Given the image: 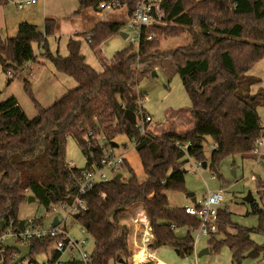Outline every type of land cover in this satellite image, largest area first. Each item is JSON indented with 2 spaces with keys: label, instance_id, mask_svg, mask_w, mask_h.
<instances>
[{
  "label": "trees",
  "instance_id": "trees-1",
  "mask_svg": "<svg viewBox=\"0 0 264 264\" xmlns=\"http://www.w3.org/2000/svg\"><path fill=\"white\" fill-rule=\"evenodd\" d=\"M9 1L0 0V5ZM108 1L111 0H77L75 13L95 10L100 2ZM118 1L126 4L125 12L130 16L138 0ZM160 4L162 23L141 28L136 51L124 47L114 53L112 60L98 53L103 41L121 31L120 21H96L83 34L103 67L100 71L86 63L78 39L67 40L65 56L49 52L46 36L53 35L57 28L53 18L44 20L42 31L23 21L18 23L14 36L3 40L0 35L3 72L15 74L25 62L34 60L31 44L36 42L54 69L76 82L73 89L47 107L31 97L37 110L32 119L26 117L14 96L0 101V233L10 220L13 228L19 226V207L26 200L27 190L46 211L51 204L69 199L81 168L65 166L67 137L76 140L87 156L84 166H89L93 160L98 162L99 139L110 146L117 136L124 135L134 143L145 178L139 181L124 161L129 177L114 176L86 193V210L75 214L73 220L93 241L90 260L67 264H108L119 259L120 264H131L127 259L136 250L129 249L127 227L121 220L139 206L148 219L149 249L170 246L180 256L193 252L192 232L199 221L186 214L183 206L171 205L166 192L186 191L184 164L189 158L199 164L205 160L206 137L213 141L208 162L213 176H218V165L226 156L253 157L249 148L262 131L256 109L264 106V89L258 88L251 94L250 86L259 78L246 72L264 58V0H161ZM183 31L189 37L186 44L159 52L160 36ZM169 65L172 75H178L190 104L170 111L155 131L147 128L141 135L125 111L131 110L136 116L142 98L136 89L139 78L155 66L169 84ZM140 67L144 72L141 77ZM24 90L31 95L26 80ZM140 110L145 114L142 107ZM177 112L183 115L182 119H177ZM184 124L188 127L178 129ZM182 144H186L184 150L179 147ZM257 184L264 186V179L258 178ZM249 214L257 219L250 228L232 223L228 209L219 208L216 220L222 236L208 237L210 249L217 252L227 246L232 263H239L244 257L257 259L264 251V241L258 244L250 234L264 237V209L253 205ZM41 222L39 219L36 223ZM231 224L235 225L233 233L226 230ZM182 227L186 232L179 237L174 229ZM50 242V238L27 240L28 263L40 264L35 257L46 254ZM17 254L5 248L0 255L2 264H9ZM57 256L52 251L50 261Z\"/></svg>",
  "mask_w": 264,
  "mask_h": 264
},
{
  "label": "rangeland",
  "instance_id": "rangeland-1",
  "mask_svg": "<svg viewBox=\"0 0 264 264\" xmlns=\"http://www.w3.org/2000/svg\"><path fill=\"white\" fill-rule=\"evenodd\" d=\"M15 1L24 2L26 0L10 1V4L12 3L13 6L19 10L17 11L18 13H25L29 10V8H31L32 10L44 9L50 13L49 15H56L60 21L59 28L60 33L62 34L61 37H63V34L66 33L68 28L72 26L74 27L76 24H78L79 20L81 24L79 27L82 28H88V25L93 23L96 19L106 21H120L123 23L121 31L126 33V37L121 35V31L120 33L111 36L110 38L106 39L104 43L100 44V50L98 53L102 56L104 55L105 58L110 59L116 51L124 47L130 46L132 51L137 50L138 40L135 37V33L126 29L129 19L126 15L125 9H116L109 12L106 10L95 11L94 9H87L82 13H75L74 10L77 8L78 4L77 0H36L37 2L35 4L24 5L22 8H17L14 4ZM25 15L27 16L28 14L26 13ZM81 20L86 23L81 22ZM41 21L42 20L40 18L39 23ZM188 40V34L184 31L174 36H160L158 50L159 52H165L169 49L176 48L179 45L186 44ZM82 46L84 49L83 52L87 55L86 60L88 63H90V65H92L94 68L98 69L100 65L97 63V59L93 57L96 52L89 48L85 40L83 41ZM89 51L93 54L92 56H88L90 53ZM38 55H42V53ZM29 65L15 74L12 73L13 76L10 78L12 79L10 85L5 81L4 85H2L0 88V101L8 96H15L26 117L28 119H32L36 116L37 110L31 97H33L42 107H47L56 99L61 97V95H63L59 94L63 93L61 92L62 90H60L63 88L61 82L57 83L55 79H51L49 77L50 75L46 65L32 63L30 70ZM167 69L169 74L172 75V66H167ZM151 71H154L155 74L157 71L158 72L155 76H151ZM151 71H147L142 78H139L140 83L138 84V90H140L142 93L141 105L144 111L152 115L151 122L147 125V128L155 131L159 124L163 121L164 113L168 115V111L171 109L187 108L189 106V100L177 74H173L170 78L169 84H167L166 76L163 72H161L159 67L155 66ZM143 74V69L140 67L138 74L139 77H141ZM259 75L263 78V83L261 86L264 88V72L260 71ZM25 80L30 82L31 95L24 90ZM257 112L259 115L260 126L264 127V106H259L257 108ZM177 116V119L183 118V115L181 113L179 114L178 112ZM181 123L183 124L184 122ZM187 127L188 126L185 124L179 125L178 129H185ZM114 141L117 143V147L113 148L114 151L116 153L122 154V156L127 159V164H129V166L133 169L137 179L142 181L145 178V174L142 170L137 152L134 149L133 142L124 135L117 136ZM212 146L213 141L210 137H206V140L203 143V153L205 156L204 161L207 162V164L204 168L191 158H189L184 164V168L186 169V172L184 173V185L186 188L185 192L189 191L194 193L196 202H198L207 196L208 190L221 191L223 195L222 202L226 203L229 210L234 213V217L236 219L234 220L237 223L239 222L240 224L247 227H254L257 223L256 216L252 214H246V212L250 211L251 204L245 202L242 197L248 191H250L253 196L254 203L264 209V186H259L260 188L257 191L258 178L261 180L264 179V168L262 163L261 167L263 169L257 167L253 168V164L250 161L241 158L239 154L229 155L220 161L217 169L218 176H213L210 168L208 167ZM65 160L72 161L75 167L78 168H81L85 165V156L78 146L76 140L71 136L67 137ZM119 173H121V177L123 179L129 177V174L125 170L124 166L121 168ZM185 192L168 191L167 195L170 203H172L173 206H176L178 203H180V200H184ZM26 193L27 196H33L28 190ZM27 196L26 200L19 207L18 219H35L39 216H42L44 218L42 223L44 227H47L50 222V218L53 215L47 213L44 205L41 204L34 196V199L31 201L27 200ZM224 207L227 209L226 205ZM139 211V208L135 209L137 215ZM121 222L127 226V230H130L132 223L130 222V218H128V212ZM142 222L135 221L136 224ZM65 228L74 238H86L84 249L88 252L92 250L93 241L91 237L80 231L81 226L75 222L72 217L66 218ZM185 232L186 229L176 230L175 234L179 237H182ZM221 236V234H218L215 236V238H221ZM192 237L194 240V248L190 255L180 256L172 248L168 246H161L156 249V258L166 264H264V251L258 256L259 258L257 260L251 257H244L239 263H232L230 251L227 246L220 247L217 252L209 249L208 253L197 256L201 249L208 248V236L201 235L195 230L192 232ZM251 237L258 244L264 241L263 235L259 233H253ZM129 243L132 244L130 241ZM133 255L129 257L127 261L129 263L133 262V264H135L133 261ZM41 256V254H38L35 257L39 263L43 260ZM75 256H78V254ZM68 257V254H63L61 260L66 261ZM19 264L30 263H28V259L25 258ZM108 264L111 263L109 262ZM114 264L120 263L116 262Z\"/></svg>",
  "mask_w": 264,
  "mask_h": 264
},
{
  "label": "built area",
  "instance_id": "built-area-1",
  "mask_svg": "<svg viewBox=\"0 0 264 264\" xmlns=\"http://www.w3.org/2000/svg\"><path fill=\"white\" fill-rule=\"evenodd\" d=\"M34 2L35 0H26L24 2L17 1L15 5L17 8H22L24 5ZM160 2L161 0H138L135 3L132 14L128 16L129 21L126 29L134 32L137 40H139L140 30L143 26L162 23L163 10ZM125 7L126 4L124 2L111 0L108 2H100L97 8L109 12L116 9H125ZM150 37L149 35L146 38ZM87 40L89 39L87 38ZM6 74L10 75L11 73L7 71ZM140 108L135 116V126L138 129V133L142 135L147 132V125L151 122L152 118L150 115L142 113ZM96 143L101 149L98 162L93 160L90 162L89 166L81 167L78 176L75 177L73 193H71V195L69 194L68 200L59 201L49 206L46 212L53 216L50 218L48 226L44 227L42 222L41 224L36 223L37 220L44 219L42 216L35 219L28 218L26 220H20L17 228H13V221L10 220L0 233V255L5 249V247L2 246V241L4 240L26 244L27 240L30 238H37L40 241L50 238L51 242L40 264H67V262L76 260L83 263L89 262L90 252L84 249L86 238L77 239L70 235L65 228L66 218H73L75 214L85 211L87 205L84 196L86 193L97 183L107 182L112 179L124 166V157L116 153L113 147L109 145L105 146L102 139H99ZM179 147L181 150H184L186 144H182ZM249 152L259 160V162L261 161L260 163L264 164V130L254 139L249 148ZM84 156L86 160L87 156L85 154ZM65 166L68 169L75 167L72 161H66ZM221 200L222 194L220 191H208L207 196L201 201L183 206L186 214L195 217L199 221V225L195 229L199 234L211 237L218 233L216 214ZM54 217H56L57 220L55 224H52ZM135 227L141 228V244L134 253L145 248L148 252H152L153 256L147 253V258L144 263L151 262L152 264H158V262H161L154 257V252L148 249V244L151 239L149 225L139 224V226L137 225ZM80 231L88 235L82 227ZM52 251L57 252L58 256L53 261H50V253ZM63 254L69 255L66 261L61 260ZM76 254H78V256H75ZM2 260L3 257L0 259V264H2ZM131 263L133 264V262ZM144 263L142 262L139 264Z\"/></svg>",
  "mask_w": 264,
  "mask_h": 264
},
{
  "label": "crops",
  "instance_id": "crops-1",
  "mask_svg": "<svg viewBox=\"0 0 264 264\" xmlns=\"http://www.w3.org/2000/svg\"><path fill=\"white\" fill-rule=\"evenodd\" d=\"M15 2H17V1H15ZM15 2H14V4H15ZM37 1L35 0V2L34 3H32V4H35ZM31 4V5H32ZM9 5H11V6H9ZM76 10V9H75ZM75 10H74V12H75ZM17 11H19V10H17L14 6H13V4L11 3L10 4V1L8 2V3H6V4H4V5H0V35H1V38L4 40V39H6L7 37H12V36H14L15 35V33H16V30H17V25H18V23H20V22H23V21H25V22H28V23H31V24H33V25H35L37 28H38V30L39 31H42L43 30V24H44V20L46 19V18H53L54 20H55V22H56V24H57V28H56V31H55V33L53 34V35H50V36H46V40H47V46H48V49H49V52H51L52 54H59V55H61V56H65L66 54H67V49H66V42H67V40L69 39V38H74V39H78L79 41H80V52H81V54H83V56L85 57V61H86V63L87 64H89L90 65V63H88V61L86 60V54L83 52V46H82V43H83V39H84V37H83V34L85 33V32H87V31H89L90 30V28L92 27V25L96 22V21H99L100 19H96L93 23H90V25H88V28H82V27H79V26H81V24H80V20L78 21V24H76L74 27L72 26V27H70V28H68L67 29V31H66V33L65 34H63V37H61V33H60V21H59V19H58V17L56 16V15H54V14H52V15H49L50 13H48L47 12V10H44V9H38V10H32L31 8H29V10L27 11V12H25V13H23V12H17ZM95 11H101V10H99L98 8L97 9H95ZM28 14L27 16L25 15V14ZM56 14V13H55ZM40 18H41V22L39 23V21H40ZM93 20H94V17H93ZM81 22H83L82 20H81ZM83 23H86V22H83ZM36 28V29H37ZM13 32H14V34H13ZM10 34H12V35H10ZM102 43H104V41L102 42ZM101 43V44H102ZM32 48H33V51H34V54H35V58H34V60H31V61H27V62H25L24 64H23V66L20 68V70H18V71H21V70H23L24 68H26L27 67V65H29V70H30V67H31V65H32V63H36V64H41V65H46L47 66V69H48V71H49V77L51 78V79H55V81H57V83L58 82H61L62 84V88L63 89H60V90H62L61 92H63V93H59L60 95L61 94H64V93H66L68 90H71V89H73L75 86H76V82L71 78V77H69L68 75H66V74H63V73H60V72H57L55 69H54V67L52 66V64H51V62L48 60V59H46L45 57H43L42 55H38V54H41L42 52H43V49H42V47H41V45H39L38 43H36V42H33L32 44ZM90 52V51H89ZM93 54L90 52L89 54H88V56H92ZM93 57H95L96 59H97V63H99V65H100V67L98 68V69H96V68H94L92 65H90L94 70H96V71H100V70H102V65H101V63H100V61L98 60V58H97V56L94 54L93 55ZM103 57L105 58V56L103 55ZM105 59H107V60H112L113 59V56L110 58V59H108V58H105ZM260 71H262V72H264V58H262L261 60H259L253 67H251L249 70H247V74H249V75H251V76H254V77H257V78H259V82H257V83H255V84H253V85H251L250 86V89H249V92L251 93V94H253V93H255L256 91H257V89L258 88H262V86H261V84L263 83V78L259 75L260 74ZM158 72V71H157ZM157 72H156V74H157ZM162 72V71H161ZM11 74L10 75H7L5 72H3L2 71V69H1V67H0V88H1V86L2 85H4V83H5V81L7 82V83H9V85H10V83H11V80L12 79H10L13 75H12V73L13 72H10ZM156 74H154V75H151V76H155ZM47 79H49V78H47ZM27 81V80H26ZM29 82V81H28ZM140 83V82H139ZM138 83V84H139ZM29 84H30V82H29ZM138 84H137V92H139V93H141V91L140 90H138ZM168 84V83H167ZM8 85V86H9ZM262 89H264V88H262ZM142 94V93H141ZM59 95V96H60ZM13 96V95H12ZM15 97V96H14ZM16 98V97H15ZM16 100H17V98H16ZM55 100V99H54ZM141 100H142V98H141ZM141 100L139 101V105H140V107H142V105H141ZM17 102H18V100H17ZM19 104V103H18ZM190 104V103H189ZM20 106V105H19ZM259 107V106H258ZM257 107V108H258ZM143 108V107H142ZM172 110H176V109H171V110H169L168 111V113L170 112V111H172ZM257 110V109H256ZM146 113V112H145ZM146 114H148V115H150L151 116V118H152V115L151 114H149V113H146ZM257 114H258V112H257ZM167 116V114H165L164 113V119H163V121L160 123V124H162L163 122H165V117ZM159 124V125H160ZM262 128V131L264 130V127H261ZM134 144V143H133ZM122 155V154H121ZM124 157V156H123ZM242 158V157H241ZM255 157L253 156V157H246V158H243V159H245V160H248V161H250L253 165H252V167L253 168H262L261 167V163L259 162V160H257L256 158L254 159ZM124 161H126L127 162V159L124 157ZM206 164H207V162H206ZM262 165H263V168H264V164L262 163ZM262 168V169H263ZM185 169V168H184ZM186 170V169H185ZM186 172V171H185ZM259 185L257 184V191L259 190ZM209 191V190H208ZM207 191V192H208ZM221 192V191H220ZM259 193V192H258ZM221 194H222V192H221ZM166 196L168 197V195H167V192H166ZM193 196H194V193H193ZM194 198H195V196H194ZM169 200V199H168ZM222 200H223V195H222ZM222 200H221V204H220V207L219 208H225L224 206L226 205L227 206V209H228V213H229V216H230V219H231V222L232 223H234V224H237V225H239V226H244V227H247V226H245V225H242V224H240L239 222L237 223L235 220V217H234V213L232 212V211H230L229 210V208H228V205L226 204V203H223L222 202ZM195 202H196V199H195ZM169 203H170V201H169ZM192 202L190 201V199H189V197H187V196H184V200H180V203H178L176 206H185V205H189V204H191ZM171 205H173L172 203H170ZM222 205V206H221ZM256 205V204H255ZM253 206V204H251V207ZM136 208H139V213H138V215H137V212H135V209ZM135 209H133V210H131V212H128V218H130V222L132 223V225H131V227H130V230H127V244H128V247H129V249H135V250H137V247L138 246H140V244H141V228H138V227H135V226H139V224H142V225H145L144 224V222H147V225H148V219H147V217H146V214H145V212H144V210H142L141 209V207L139 206V207H136ZM246 214H249V212H246ZM140 215H142V216H140ZM136 219V220H135ZM235 219V220H234ZM135 221H140V222H142V223H139V224H137L136 225V223H135ZM126 226V225H125ZM234 226L235 225H233V224H231V225H228L227 226V231L228 232H231V233H233V232H235V229H234ZM127 227V226H126ZM186 229L185 227H182V228H177V229H174V232H176V230H184V229ZM250 228V227H249ZM218 234H220V233H217L216 235H218ZM253 233H251L250 234V237H251V235H252ZM216 235H214V237L216 236ZM252 238V237H251ZM216 239H219V238H216ZM253 239V238H252ZM129 241L130 242H132V244H130L129 243ZM131 247V248H130ZM168 247H170V246H168ZM170 248H172V247H170ZM193 248H194V243H193ZM143 250H145L146 251V258H147V253H148V251L145 249V248H142ZM141 249V250H142ZM149 249V248H148ZM157 249V248H156ZM156 249H149V250H152L153 252H154V257H156L155 256V252H156ZM173 249V248H172ZM208 250L210 249V247H209V245H208V248H207ZM174 251H175V249H173ZM211 250V249H210ZM149 253H151L152 254V256H153V253L152 252H149ZM42 256V259H44V254H41ZM132 256V255H131ZM259 258V257H258ZM257 258V259H258ZM256 259V260H257ZM146 260V259H145ZM160 261V260H159ZM111 264H114V262L113 261H109ZM162 262V261H161ZM142 263V262H141ZM162 263H164V262H162ZM161 263V264H162ZM166 264V263H165Z\"/></svg>",
  "mask_w": 264,
  "mask_h": 264
},
{
  "label": "water",
  "instance_id": "water-1",
  "mask_svg": "<svg viewBox=\"0 0 264 264\" xmlns=\"http://www.w3.org/2000/svg\"><path fill=\"white\" fill-rule=\"evenodd\" d=\"M36 30H38V28L36 29ZM122 32V31H121ZM120 33V32H119ZM123 37H126V33H124V32H122V34H121ZM155 74V72L154 71H151V75H154ZM125 115L127 116V118L129 119V121L131 122V123H135V114H134V112H132L131 110H126L125 111ZM110 146L111 147H113V148H115V147H117V143L115 142V141H111L110 142ZM203 168L206 166V162L205 161H203L201 164H200ZM183 172H185L186 170L185 169H183L182 170ZM115 177L116 178H120L121 177V173H117L116 175H115ZM185 196H187V197H189V199H190V201L192 202V203H194L195 202V198H194V196H193V193L192 192H189V191H187V192H185ZM34 199V197L33 196H27V200L28 201H31V200H33ZM242 199L245 201V202H247V203H250V204H253V205H255V203H254V199H253V196H252V194H251V192L250 191H248L243 197H242ZM56 217H54L53 218V221H52V224H55L56 223ZM3 225V223H1V226ZM2 246L3 247H5V248H9V249H12V250H15V251H17V256L9 263V264H18V263H20L23 259H25L28 255H29V253H30V245H28V244H19V243H16V242H14V241H8V240H4V241H2ZM175 252L177 253V250L175 249ZM206 253H208V249L207 248H203V249H201L199 252H198V254H197V256H200V255H202V254H206ZM119 262H121V259H119Z\"/></svg>",
  "mask_w": 264,
  "mask_h": 264
},
{
  "label": "bare ground",
  "instance_id": "bare-ground-1",
  "mask_svg": "<svg viewBox=\"0 0 264 264\" xmlns=\"http://www.w3.org/2000/svg\"><path fill=\"white\" fill-rule=\"evenodd\" d=\"M144 224L146 225L147 222H144ZM137 225V224H136ZM149 253V252H148ZM150 255H152L151 253H149ZM146 259V251L145 250H139L138 252H136L133 255V261L135 262V264L144 262ZM158 264H161V262H158Z\"/></svg>",
  "mask_w": 264,
  "mask_h": 264
}]
</instances>
